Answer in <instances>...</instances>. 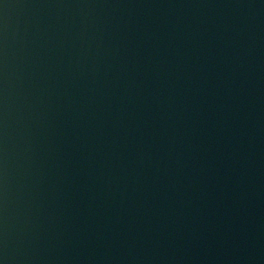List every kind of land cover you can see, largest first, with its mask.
I'll return each mask as SVG.
<instances>
[{"label": "water", "instance_id": "obj_1", "mask_svg": "<svg viewBox=\"0 0 264 264\" xmlns=\"http://www.w3.org/2000/svg\"><path fill=\"white\" fill-rule=\"evenodd\" d=\"M0 264H264V0H0Z\"/></svg>", "mask_w": 264, "mask_h": 264}]
</instances>
